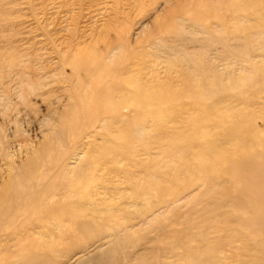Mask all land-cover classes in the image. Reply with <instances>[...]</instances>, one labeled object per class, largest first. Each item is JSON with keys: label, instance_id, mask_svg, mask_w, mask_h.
<instances>
[{"label": "bare ground", "instance_id": "bare-ground-1", "mask_svg": "<svg viewBox=\"0 0 264 264\" xmlns=\"http://www.w3.org/2000/svg\"><path fill=\"white\" fill-rule=\"evenodd\" d=\"M181 1L182 3H184V0H181ZM213 1L215 3L213 10H216L218 9L219 4L222 3V1L221 0H213ZM185 2H187V4L190 5L192 3V0H185ZM252 16H254V19L251 21L253 22L254 25H259L258 27H253V29L250 32H248L245 26L242 25L240 27H237L236 30L237 32H242L243 36L242 37L239 36V37H240V40H243L242 42L244 46L252 42L257 43L258 41H260L261 47L264 48V31H260L264 28L263 16L261 12H259V14L257 12H254ZM110 17H113V16L111 15ZM26 19L28 18L26 17ZM113 19L115 21V18ZM113 19L112 20L110 19V21H113ZM116 19L118 18L116 17ZM72 20L74 19L72 18ZM45 21H48V20L45 19ZM103 23H106V21ZM51 24L53 25V23ZM109 24L110 26H113L110 22ZM75 25H77V23ZM95 25H92L93 29ZM45 26L47 27L48 25H45ZM103 26H104V29L105 28L108 29L107 26L109 25L105 27V24H103ZM175 27H176L175 34L178 38L177 41L175 40L176 42H174L176 47H171L172 46L171 45V46L166 47V49L169 50L170 54L171 52H173L172 55L174 56V59H178L176 63L186 65L185 68L190 72L189 75L191 74V76L188 78H185L184 76H180L178 74L180 77L178 78L176 77L175 80H171V78L169 79L166 77L167 79L165 81L158 83L154 87L150 86V83H151L150 82L149 86H146V88H143L141 86V80L139 81L140 83H138V81L135 80L136 78H138L139 74L143 73V70L142 72H140L141 70L138 71L140 73H137V72L133 74L131 73V75L133 76L135 74V77H136V78H133V80L131 79L132 76L128 78V77H125L123 73L118 72L119 71L118 68L123 67L120 64L124 62L123 61L120 64L118 63L122 61L120 59L121 54L119 56L117 53V58L120 59V61L118 60L117 62L116 61L117 59H116V60H113L114 63H111L109 62V59H107L108 55L105 56V53H106L105 50H102L104 53L103 56H105V58L103 59H100L99 57H97L98 55L95 56L94 54L96 53L93 54L94 51L91 53L90 49L97 46V44L96 46H94L96 42L95 40H97V38H95L93 35L92 36L95 40L93 42L94 45H92V48H90L91 47L90 44H88L90 45L89 47L88 45L85 44L87 48H90L88 49L89 50L88 53H86L87 51L84 49V47L82 50H79L80 49L79 48L78 50L80 52L75 53L74 51H76V49L74 47L76 46H74L73 44L79 43L80 41L77 42L78 40H76V43L75 42L72 43L70 40H72L74 37L76 38V36H74L73 38H71V36L69 37L71 39L70 40L68 39V42L70 41V43L73 46L68 45L67 49L69 50V47H73L75 50L71 49L70 53L74 50L72 52L74 53V55L71 53L72 56L70 57V53H67L68 50L66 51L65 55H69L70 60L72 58L71 61L67 60L70 62L71 71L69 72H71L72 74L70 73L71 74V79H70V78H66L65 75L62 73L64 75L63 76L64 78L61 79L62 80L61 82H65V79H66L67 88L66 90L65 88H62L63 90L66 91V92L64 91L66 94L62 90H61V93L63 92V94L67 96V99H70V101L68 100L69 101L68 103H71L72 108L68 109L70 105L67 106L68 103L67 101H65L67 105H64L62 107L67 106L66 109L70 111L67 110L66 112L65 111L66 109L64 110L62 108L61 110L62 111L64 110V111L62 112L63 114L61 113L62 114L61 116L59 115V118H60L58 119L59 121L56 120L57 118L56 116H54L56 118L55 122L58 121V125L57 127L53 126V128L56 129L54 131V135L56 134V137L53 135V138L57 140L58 143H56V141L54 142L56 144H59V147L58 146L57 147L61 150L64 149L62 148V144L65 141H69L67 143L70 146L72 144V143L70 144V142H73V146L70 150H68L67 148L69 147L66 146L67 144H63L67 147L66 148L67 150L64 149L65 151L63 150L62 152L60 150L61 154H59L58 151H56L57 153L56 154L54 152L55 151L54 148H56L55 143H54V148L52 147L53 143L52 144L50 143L51 147L54 150L52 152H54L57 155L56 157H54L55 156L54 155L53 156L54 158L51 157V154L53 155L54 153L51 152L50 145H48L47 143H44L43 141L42 142L46 144L47 146L45 145L43 149L41 148L42 151L40 150L41 152H39L41 153L40 156H38L39 153L37 151L35 153L37 157L34 156L35 154L34 155L32 154L33 155L32 157L31 154L29 153L30 150L28 151L26 150L27 148H25L23 152H25L26 154V151H28L27 154L31 156L30 157L31 159L29 158L26 163H23L24 161L22 162V164L19 162L21 165L20 166L17 165L20 168L18 169L17 172H16V169L14 170V168H13L14 173H12V171L11 172L9 171L10 173L8 174V176L13 174L10 176V178L11 179L13 178V179L9 181V183L6 184V186L4 182L9 178H6V180L3 182L1 181L2 179L0 180L2 184H4L5 186L4 188H2V191L0 192V231L2 230L3 233L7 232L9 234L4 239L5 242L3 240V243L6 244L9 242L10 240L9 236L14 237V235H19L20 233H23V234L25 232L28 233V231H31L32 229H34V231L32 230L33 232H35V229H36V232L38 235L46 236L49 239V242L48 240H45L46 239L45 238L42 241H40L39 244L38 243L36 244L37 247L41 246L40 248H37L40 250L41 253L40 252L39 253L41 255L37 253L38 251L32 254L33 253L32 250L26 247L22 248V250L27 249L28 252L30 250L31 255H32V260L30 259L29 261H27L26 264H37L38 259L36 258L38 257H45L48 260H51V258H54L55 255L58 256L59 253H62L61 256H63L64 254H69L68 250H63V249L65 247L66 248L69 247L68 245L70 243H73V245L75 244L73 247H75L76 248L75 250L77 251L76 252L75 250L74 252L70 251V253L72 252V254H71V257H69L68 261L65 263L64 262L60 263V264H70V262H73L72 260L76 258V256L78 257L80 256V257L73 264H117L120 259L121 260L122 259L131 260V264H251V263L263 264L264 263V239L262 238V235L264 234V142L261 145V149L259 151H254V153H252L249 158L248 157L246 158L244 155H241V156H237L234 161L226 162L225 160H221L222 155L226 152V150L220 144H218L217 141L208 139V136L210 135V133H205L207 131H212L214 129H210L211 127H208L205 124H203L202 119H197L193 117L192 113L190 112L188 113V116L186 117L182 115L181 109H180L181 111L178 113L173 112L175 114L173 113L171 114L172 111L168 109L172 105V101L174 104L175 103L179 104L180 101L184 102L183 99H186L190 102L191 101L194 102L192 105L196 103L201 105L202 101H205V99L214 98L215 94L226 93V92H229L231 89H233V91L237 90V93L242 94L243 92L244 95L251 89L257 90V86L253 85L255 83L254 80H257V78H260V82L264 81V67L263 66L259 67V66H256L255 64L251 65L252 64L251 63L250 70H249L251 71V73L249 72L250 76H248L247 78L244 77L243 80L241 81H238L232 77L228 78V76H230L228 74H225L227 77H223L224 74L222 75L221 73L222 71L218 72V71L212 70V72H210L211 70L208 71L205 68H200V69L196 68L197 70L194 68L191 69L190 65H195L199 67L202 65V62H200L201 65H199L200 63L198 61L202 53H188L186 51V46L187 44H190V43H189V39L185 38V33H189L190 31L186 32L183 28L182 29L179 28V27H182V25L180 26V25L175 24ZM73 28L77 30L76 27H72V29ZM218 28L220 29L218 33L222 32L223 35H225V32L223 31L221 26L215 27L214 29L204 28L205 31L203 34L205 37L203 39H207L210 32L215 29L217 30ZM7 29H6V32H7ZM72 29L70 30V33L74 35L75 33ZM81 29L80 30L78 29V31L82 32V34L83 33L85 34V32L81 31ZM88 29L90 31L92 27ZM88 29L83 28V30H86V31H88ZM1 30L2 29L0 28V31ZM36 30H38L37 27H36ZM3 32H5L4 29H3ZM55 32L53 33L56 34L58 32L57 35L59 34V31H57L56 33ZM117 32H120V30H117ZM120 33L118 34L121 36ZM127 33H130V32L127 31ZM1 35H2V32L0 34V37ZM58 36L56 37L60 38V36H65V35L59 34ZM86 36L88 35L87 34L84 35V37ZM50 37L52 39V36ZM56 37H53V38H56ZM66 37L65 39L67 40ZM80 37L78 38L80 39ZM128 37L129 36H127L126 38L124 37L123 38L126 41L127 39H129ZM61 38H64V37H61ZM75 38L73 39V41L75 40ZM107 38L111 39L110 37H107ZM117 38L118 39L115 38L114 40L111 39V41L113 42L116 40L120 41L121 37L118 36ZM85 39L88 40L87 37ZM85 39L84 41H86ZM196 39L197 37L195 38V43L201 45V40L199 39L196 40ZM22 40H23V37H22ZM46 40L47 42L49 41V39H46ZM131 40L132 39H130V42H128V44L131 43ZM53 41H56V40H53ZM90 41H92L91 38H90ZM105 41H104L105 46L101 44L102 48L107 46V43ZM65 42L67 43V41ZM120 42H123V40H121ZM13 43L15 42L13 41ZM60 43L62 44V42ZM83 43H86V42H83ZM111 44L113 45L114 43L111 42ZM111 44H109L110 47L112 46ZM117 44H118V47L119 45H121L122 47L123 43H120V44L117 43ZM45 45H46V41H45ZM66 45L67 44H65V46ZM80 45L81 43L79 44V47ZM124 45L125 44H123V46ZM243 45L234 44L233 46H231V49L232 51L238 50L241 52V50L244 48ZM41 46L43 47V45ZM49 46L51 47V45L48 44V48ZM62 46L64 47V45ZM101 46L99 48H101ZM11 47L13 48V45H11ZM58 47L60 46H57V48ZM110 47L107 46V48H109L107 54L113 53L114 49L115 51L120 50V47L116 48V45H114L115 47L114 49L112 47L111 49ZM127 47L129 46L127 45ZM127 47L124 49L125 52L126 50L129 51L128 50L129 48L127 49ZM16 48L18 49V47ZM64 48L61 50V53L64 50ZM178 48L183 49L184 51L181 54H179ZM43 49L45 48H42V50ZM20 50H22L20 55L26 56L27 54L26 50H23V49H20ZM52 50L50 53H53ZM97 50L95 51L97 52ZM23 51H25L24 54H22ZM142 51H145V50H142ZM0 52H3V51H0ZM98 52L100 53V51ZM125 52L122 53L121 51L124 58H125L124 56ZM7 53L8 51H6V54L4 57L6 58L10 55L8 58L11 59L12 58L11 56H13L11 52H9L10 54L8 56H7ZM47 53L49 52L47 51ZM37 54L38 56L40 55L38 52ZM42 54L43 53H41V55ZM46 54L44 57L48 56ZM62 54L64 55V53ZM1 55L2 53L0 54V56ZM16 55L14 54V58H12L13 60L16 58ZM139 55L140 54H138V56ZM17 56L19 57V53ZM49 56L47 57V59L50 58L52 55L50 57ZM110 56L109 58L111 59ZM140 56H142V54ZM26 57L25 59H27ZM2 58L3 56L0 59L2 60ZM30 58L32 59V57H28L29 60H31ZM51 58L50 60H48V63L53 60V58L52 59ZM9 59L7 60V64H9L8 61L13 62L12 59L11 60ZM40 59H39V62H40ZM127 59L128 58H126V61ZM1 60H0V63H1ZM23 60L24 59L22 58V60H19V62L20 61L23 62ZM126 61L123 64H126L127 68L132 67V64H134L132 61H131L132 62L131 64H130V61H129V64H127ZM2 62L4 63V61ZM43 62L44 61H42V67L43 68L46 67L45 69L47 70L48 64L44 62V65L45 64L46 65L43 66ZM135 62H136V59H135ZM13 63H10V64L11 66L13 65L15 67L14 64L16 63L14 64ZM24 63L23 64L21 63V64L24 65ZM55 63H56V60H55ZM117 63L119 64L120 67L117 66L118 65ZM66 64L68 63L66 62ZM128 65H131V66H128ZM141 66L140 67L137 66V67L141 68ZM48 67H49L48 68L49 70L51 68H54L50 65H48ZM60 67L61 66H59L58 68ZM68 67L69 66H67V68ZM126 67L124 66L122 69L125 70ZM136 68L134 69L136 70ZM8 69L9 68H7L4 71L10 72L11 69L10 71ZM25 69L26 68H24L23 70ZM154 70H153V73H154ZM65 71H67V69H65ZM0 72L2 73L1 70ZM19 72H21V70ZM19 72L17 71L16 73L18 74ZM120 72H124V71L121 70L120 68ZM33 73H36V72H33ZM40 73L41 71L38 74L39 75L44 74L43 71L41 74ZM12 74H14V72ZM17 74H16V78L18 77ZM49 74H47V76ZM129 74L130 73H128L127 75ZM30 75H33V74L31 73ZM34 75H37V74H34ZM60 76L62 77V75ZM252 76H254V78ZM36 77L39 79L41 78V77H38V75ZM51 77H53V75ZM55 77H56V73H55ZM172 77L174 78V76ZM0 78H2V75L0 76ZM30 78L32 77L30 76ZM50 78H49V82H50ZM58 78H60L59 75H58ZM213 79L214 81L218 82V85L207 84L208 81L213 80ZM6 80H3L4 81L3 83H5ZM53 80H56V79H53ZM36 81L37 80H34V82ZM51 81H52V78H51ZM59 81L56 80L55 82L56 83L58 82V83L55 85L60 84L61 86L62 83H60ZM11 82L13 81L11 80ZM49 84L52 85L54 83H49ZM49 84L45 86L46 88H48L49 92L53 90V87L57 88V86L53 85L52 87V86H49ZM178 84H181V86L177 87ZM20 85L22 86V84L18 83V86ZM0 86L3 87V85H0ZM15 86H17V84ZM10 87L14 89L13 86H10ZM10 87L8 89H10ZM36 87L38 86L36 85ZM50 87L52 88L49 89ZM26 89L28 88L26 87ZM2 90L5 91V93ZM2 90H1L2 92L1 91L0 92L3 93L2 94L3 96L7 92V86H6V90L5 89H2ZM18 90L20 91L19 88ZM38 91L41 93L42 90H38ZM55 91L56 89L54 90V92ZM21 92H23V90H21L20 93ZM28 92H31V89H29ZM39 92H38V95L40 94ZM49 92H46V93L49 94ZM8 93L11 94L12 92H8ZM56 93H58L57 95L60 94L61 96H63L61 93H59V91H56ZM13 95L14 94H12V96ZM17 95L19 94H16L15 97H17ZM49 95H50L49 97L54 96V94L52 95L51 92ZM45 96L43 95V97ZM60 97L58 99H60ZM10 99L8 98V100ZM27 99L29 98L27 97ZM18 100H20L19 96H18ZM5 101L6 99L4 100V102L2 101L0 103H2L3 105ZM27 102H30V101L28 100ZM59 104L61 103L59 102ZM55 107L57 108V105ZM129 107H132L134 109L133 110L134 114L132 115L131 118L126 116L125 115L126 113L124 114L125 110ZM0 109H1V105H0ZM2 109H5V108H2ZM164 109H168L169 113L167 112L165 113V111H163ZM57 110H53V112L56 111L57 113ZM4 111L2 110L1 112H4ZM1 112L0 114H2ZM58 112L60 111L58 110ZM5 113L8 114L9 112L7 113L5 111ZM3 116L7 117V115H3ZM10 116H12V114ZM50 116L52 117V115ZM5 117H4V120L6 119ZM173 118L179 119L181 121H189L191 124H193L194 126H197L198 129H200L203 132L202 133L198 132L196 127H194L193 131L189 132V134L186 133L187 135L183 136L184 135L183 133V135L180 137L178 133H170L167 131H157L156 132L158 121L160 120L164 121V120L173 119ZM10 122H13V121L10 120ZM55 122H54V125H56ZM224 124H227V126L221 125L219 129H222L225 131L224 136L227 137L225 141H229L230 135L228 132L230 131L229 125L231 124V122H224ZM49 126H51L50 122H49ZM233 128H234V125H232L231 127L232 133L237 131V129L233 131ZM0 132H1V129H0ZM46 132H49V131L47 130ZM191 136L194 137L193 141L187 142V138ZM48 139H49L48 142H52L50 140V136ZM243 141L244 143L251 142V140L248 138H243ZM0 142L3 145L4 144L6 145V143L2 142L1 140ZM29 144L32 145V143H29ZM29 144L28 146L30 147L31 145ZM38 144L39 143H37V147H38ZM183 144H187V149L185 151L181 148V145ZM18 145L20 146V144ZM0 147H3V146H0ZM8 149L4 150L3 153L1 151L0 152L2 154H4L5 151L8 153L9 151H11V150L8 151ZM32 151L34 152V149ZM7 153L6 155L8 157L9 155ZM2 154L1 156H3ZM13 155H14V152H13ZM21 155L23 156V154ZM18 157H20V155ZM2 158L4 157H1V159ZM11 158L13 159L12 155H11ZM22 160L24 159L22 158ZM48 160H50V162L54 160L53 161L54 163L51 162L53 163V165L51 164L52 167L55 166V163H57V166H58L57 169L56 167L53 168L54 171L56 169V172L52 174L49 173L48 167L45 166V163L48 162ZM43 161H46L44 162V165L42 164ZM2 162L4 161L2 160ZM2 162L0 161L1 163L0 166L2 165ZM5 162L8 163V160ZM9 162H10V159H9ZM13 162L14 164L12 162L8 164L9 165L12 164L15 166L16 162L15 161ZM8 164L2 166L3 169ZM39 166H41L40 172L38 170ZM43 166H45V168H47L48 171L46 169H43ZM3 169L1 171H3ZM0 174L3 175V172L2 173L0 172ZM5 175H6V172H5ZM110 175H113L114 178H118L120 183L124 184L126 188L121 189V190H119L118 188L107 189L108 182L110 181L107 178V176L109 177ZM183 179H187L190 181H186L185 184H183L184 187L182 191L180 192L175 191L173 189V184ZM1 187H3V185ZM78 190L82 192H78ZM125 191H128L129 193H125ZM127 195H129V197H127ZM186 200H190V203L188 204V208H186L184 204V201ZM179 202H183V204L181 205L179 204ZM127 205H129L128 207L130 209L132 208L135 211L130 213L132 209L130 210L127 207ZM177 207L186 208L184 210V214H183L184 216L181 220L176 219L175 218L176 215L175 216L172 215L174 214L173 211L175 212L177 211L175 210ZM127 208L129 212L127 211ZM164 214L166 216L165 217L163 216V218H161L160 216ZM1 220H5V223H2ZM141 225L142 226L151 225V227L153 226V228H155L154 230V233L156 232L155 236L154 237L152 236L153 238L147 239V241L152 240L151 242L153 243L155 242L153 244L154 246H151L149 250H147L148 248H145V250L147 251V252L145 251L146 252L145 254L141 253L139 255H136V252L138 253L137 250L134 253L130 252V254L129 253H127L126 255L125 253L123 254V251L127 248V246H131L132 250L133 248H135L132 246H134L138 242L134 240L136 235L144 236L145 232H142L141 230H139ZM135 228H138L139 231L134 232L135 235L133 236L130 233L132 232L131 230ZM32 233L30 232L31 235ZM26 235L27 234L25 233V236ZM20 236H24V235H20ZM1 237L2 235H0V239ZM13 237H11V240L13 239ZM16 237H14L15 240H16ZM7 238H8V241H6ZM41 238H44V237H41ZM38 239L36 238L34 239V237L32 239L31 237V240L32 241L34 240L33 241L34 243H36L35 240L37 241ZM78 239L84 242L82 243L81 241L80 243ZM30 243L31 242L29 241L27 245H29ZM237 243L240 244L239 247H237ZM0 244H2V242ZM14 244H17V242ZM57 244H62L65 246H63V249L60 251L58 250L59 248L57 249V246H56ZM33 245L31 244V246ZM36 246H34V250H37ZM73 247H71V249ZM20 248L21 247H19L18 249ZM29 248L31 247L29 246ZM19 254H21V252H19ZM7 264H17V263H14V261H10ZM48 264H50V262H48ZM51 264H54V263H51Z\"/></svg>", "mask_w": 264, "mask_h": 264}, {"label": "rangeland", "instance_id": "rangeland-1", "mask_svg": "<svg viewBox=\"0 0 264 264\" xmlns=\"http://www.w3.org/2000/svg\"><path fill=\"white\" fill-rule=\"evenodd\" d=\"M221 1H222V3L219 4L218 9L213 10L214 6H215V3H214L213 0H195V1L192 0V3L190 5L187 4V2H185V0H184V3H182L181 0H0V12L2 14V15L0 14V21H1L0 28L2 29L0 31V34L2 32V35L4 36L3 37L1 35V37H0V51L4 52V53L0 52V54L2 53L0 58L3 56L2 60L0 59L1 60L0 64L3 66L2 67L0 65L1 66L0 70L2 71V73L0 72V74L2 75V78H0V85H3V87L0 86V91L2 89L6 90V86H7V92H6V94H4L6 97L4 95L2 96L3 93H1V92L3 90L0 92V99H1L0 102H2V101L4 102L5 99L7 101L8 98L10 99V97H11V99L8 100L10 102L7 101V103H6V101H5V103H3L4 106L2 105V103H0L1 109L5 108V109H2V110L3 111L5 110L7 113L9 112L8 114H6L5 111L1 112L2 110L0 109L1 110L0 112L2 113V114H0V129H1L0 140L2 142L6 143V145H7L6 146L4 144L5 145L4 146L0 142V146H3V147H0V151L3 153V151L7 150L8 148H9L8 151L11 150L8 153L6 151L4 153L5 155L7 153L9 155L8 157H7V155L5 156L4 154H2L0 152V156L2 154L3 156H1V157H4L2 159L0 157V161L2 162V160H3L5 162V161L8 160V163L12 162L13 164H14L13 161L16 162L15 166L12 165V164L9 165L7 162H5V163L2 162V165L0 166V169L1 168L3 169L2 166L6 165V164H8V165L4 167L3 171H1L2 169L0 170L1 173L3 172V175H1V174L0 175L3 178L5 177L4 180H3V178L0 176V180L2 179L1 181L3 182V181L6 180V178H9V179H7L4 182V184L6 186V184H8L9 181H11L13 179V178L12 179L10 178V176L13 175V174H11L10 176H8V174L11 171H12V173H14L13 171L15 169H16V172H17L18 169H20L19 166L22 164L23 161H24L23 163H26L28 161V159L31 156L33 157V155L37 151H38V153L41 152L42 151L41 148L43 149L45 147V145H46L44 143H47L48 145H50V147H51V144L53 143L52 144L53 148H54V143H55L54 141H56V143H58L57 140L55 138H53L54 131L56 130L55 128H53V126L57 127L58 121H59L58 119H60L59 115L61 116L63 114L62 112L66 109L67 106L70 105L69 106L70 108L68 107V109L72 108L71 107V103H68L70 101V99H67V96H65V94H66L65 90L67 88V83H66L67 81L65 79V82H61L62 81L61 79L64 78L63 77L64 75H65L66 78H70L71 79V74L72 73L69 72V71H71V66H70V62L69 61L72 60V58L70 60V57L72 56V54L74 55V53H72V52L75 49H76V51H74L75 53L80 52L79 50H82L83 47H84V49L87 52L85 50L84 51L86 53H88L89 52L88 49L92 48V45H94L93 42H94L95 39L93 38V36L95 38H97V40L98 39H100V40H98L99 42L97 40H95L96 42H95L94 46H96V44H97V46L96 47L93 46L95 49L92 48V49H90V51H91V53L94 51L93 54L96 53L94 55L95 56L98 55L97 57H99L100 59H103V58H105L106 55H108L107 59H109V62H111V63H114L113 60H116V59H117L116 60L117 62H118V60L120 61V59L122 60V61L118 62L119 64L121 62H123V61H124L123 63H125L126 58H128L126 63L129 64V61H130V64H131L133 62L134 64H132V67H134V65H135L134 68H136L137 66L140 67L142 65L141 68L137 67L136 70H135L132 67L127 68L126 64L121 63L120 64L121 66H123V67L125 66L127 68V70H126V68L124 70V69H122L123 67H120L119 64L117 63L118 64L117 66H119L121 68V70L124 71V72H120V68H118L119 69L118 72L119 73H123L124 76L128 77V78H130V76H132V78H131L132 80H133V78H136V77H135V74L133 76V75H131V73L132 74L136 73V72L140 73L143 70V73L139 74V76L136 75V76H138V78L135 79L136 81H138V83H140L139 81L141 80V86L143 88H146V86H149L150 82H151L150 86L154 87L158 83H161V82L165 81L167 78H169V79L171 78V80H175L176 77L178 78L180 76H184L185 78H188V77L191 76V74L189 75L190 72L185 68L186 65L180 64V63H176V61L178 59H174V56L172 55L173 52H171V54H170L169 50L166 49V47L171 46V45H172L171 47H176L174 42H176L178 38H177V36L175 34V29H176L175 24L176 25H180V26L182 25V27H179V28H181V29L183 28L186 32L190 31L189 33H185V38H188L189 39V43H190V44H187L186 51L188 53H202L200 59L198 60L199 63L202 62V65H201V63L199 64V65H201L200 67L199 66H195V65H190L191 69L192 68H194V69H196V68H199V69L200 68H205L208 71L211 70L210 72H212V70L218 71V72L222 71L221 72L222 75L224 74L223 77H227L225 74H228V75H230V76H228V78L232 77V78H234V79H236L238 81H241V80H243L244 77L247 78L248 76H250L249 72L251 73V71H249V70H250V66L251 65L255 64L256 66H259V67L263 66L264 67V48L261 47V45H260L261 42L260 41H258L257 43H253L252 42V43H249V44L244 46L243 42H242L243 40H240V37H242L243 34H242V32H237V30H236L237 27H240L242 25L245 26V28H246V30L248 32H250L253 29V27H258L259 25H254L253 22L251 21V20L254 19V16H252L254 12H257L258 14H259V12H261V14L263 16V23H264V1L263 0H221ZM52 3H53V5H52ZM182 4H183V6H182ZM184 5H185V7H184ZM2 7H3V9H2ZM111 15L113 17H110ZM115 16L118 19H116ZM26 17L28 19H26ZM17 18H18V20H17ZM72 18L74 20H72ZM113 18H115V21H114ZM45 19L48 20V21H45ZM83 19H84V21H83ZM110 19L111 20L113 19L114 22L110 21ZM104 20L106 21V23H103V22H105ZM117 20H119V21H117ZM100 22H101V24H100ZM109 22L113 26H110ZM27 23H29V24H27ZM51 23H53V25ZM76 23H77V25H75ZM20 24H22L23 26L20 25ZM91 24L92 25L97 24L99 27L97 25H95L94 29H93V26ZM103 24H105V27L107 25H109L110 27L107 26L108 29L105 28L106 29V31H105ZM45 25H48V26L46 27ZM217 25L222 27L223 31L225 32V35H223L222 32L218 33V31H220V29L218 28L217 30L215 29V30L211 31L209 36L207 37V39H203L205 37L204 34H203L205 29L206 28L214 29L215 27H218ZM35 26L37 27L38 30H36ZM79 26L80 27L82 26L85 29L86 28L88 29V28L92 27V29H90V31H89V29H88V31H86V30H83L82 27H81L82 28L81 29ZM72 27H76L77 30H75V28L72 29ZM46 28H47V30H46ZM61 28H63V29H61ZM3 29H4L5 32H3ZM6 29H7V32H6ZM57 29H59V30H57ZM60 29H61V31H60ZM71 29L74 31V33H75L74 35L72 33H70ZM78 29L79 30L81 29V31H84L85 34L84 33L82 34V32H79ZM102 29H104V30H102ZM30 30H32L33 32L30 31ZM55 30H56V32L59 31L60 35L62 34V35H65V36H60V38H58L59 34L57 35L58 32L56 33ZM62 30H64V31H62ZM117 30H120V32L121 31L122 32L121 33L117 32ZM126 30L129 31L130 33H127ZM49 31H50V33H49ZM92 31L94 32V34H93ZM260 31H264V28L262 30H260ZM53 32H55L56 34H54ZM64 32H65V34H64ZM90 33H92V34H90ZM118 33H120L121 36ZM86 34L88 35V36H86L88 40H86L85 39L86 37H84V35H86ZM89 34H90V36H89ZM115 34L117 35V37L118 36L121 37L120 41L123 40V42H120L119 40H116L118 42L111 41V39L112 40H114L115 38L118 39ZM126 35L129 36L128 37L129 39H127L129 41H127V40L125 41V39H124V38L127 37ZM50 36H52L53 40H56L58 42L53 41ZM56 36H58V37H56ZM66 36H68V37H66ZM70 36H71V38L76 36V38L74 37L75 40L73 41L74 38L72 40H70L71 39V38H69ZM77 36L78 37L81 36L82 37V38L80 37L81 40ZM193 36H194V38H193ZM198 36H199V38H198ZM22 37H23V40H22ZM34 37H35V39H34ZM53 37H56V38H53ZM61 37H64V38H61ZM65 37L67 38V40L65 39ZM107 37H110L111 39H108ZM196 37H197V39L201 40V45L195 43V38ZM32 38H33V40H32ZM90 38H91L92 41H90ZM46 39H49V41L47 42ZM68 39L72 43H74V42L76 43V40H78L77 42H79V41L80 42L76 43V44H73L74 46H76V47H74L75 49L73 47H69V50H68L67 49L68 45L69 46H73L70 43V41L68 42ZM84 39L86 41H84ZM130 39H132L131 43H129L131 46L128 44V42H130ZM44 40L46 41V45H45V41ZM103 40L104 41L107 40L105 42L107 43L108 47H110L109 44H111V42H112L114 44L113 45L111 44L112 45L111 47L114 49L115 48L114 45H116V48L120 47V50L115 51V49H114L113 53L107 54L109 48H107V46L103 47L104 49L102 48L101 44H103L105 46V43H104ZM13 41L15 43H13ZM43 41H44V43H43ZM65 41H67V43ZM100 41H102V42H100ZM37 42H39V43H37ZM60 42H62V44ZM83 42H86V43H83ZM89 42H91L92 44L89 43ZM132 42H133V44H132ZM19 43H21L22 45L19 44ZM80 43H81V45L82 44L83 45L82 46L80 45V47H79ZM117 43L125 44L124 46L122 44L123 49H122L121 45H119V47H118ZM172 43H174V44H172ZM38 44H39V46H38ZM48 44L51 45V47L49 46V48L50 49L52 48L54 50L53 51L51 49L53 53H50L51 50L48 48ZM65 44H67V45L65 46ZM85 44L86 45L90 44L91 47L87 48L85 46ZM234 44H236V45L237 44H240V45L242 44L244 46V48L241 50V52L238 51V50L237 51H232L231 46H233ZM11 45H13V48L11 47ZM41 45H43V47ZM44 45H45V47H44ZM62 45H64L65 48ZM90 45H88V47ZM127 45L129 47H127ZM57 46H60V47L57 48ZM100 46H101V48H99ZM16 47H18L19 50L20 49L26 50V53L28 54V55L26 54V56L32 57V59L30 58L31 60H29L28 57H26L24 55H22V56H24V57H22L20 55L22 50L19 51ZM40 47L45 48L46 50L45 49L42 50V48H40ZM126 47H127V49L129 48L128 49L129 51L126 50V52H125L124 49ZM63 48H64V50H63L64 52L62 51V53H64V55L61 53V50ZM16 49H17V51H16ZM71 49H74L71 52L72 54L70 53ZM179 49L180 48H178V53L181 54L184 50L183 49L179 50ZM95 50H97V52L100 51V53L99 52L97 53ZM102 50L106 51L105 56H103L104 53H103ZM142 50H145V51H142ZM6 51H8L7 56L10 54L9 52H11V54L13 55V56H11L12 58H14V54L18 55V53H19V57L16 55V58H15V59L18 58L17 60H15V59L13 60L11 58L13 60V62L16 63V64H14L12 61H10V62L8 61L9 64H7V60L9 59L8 57L10 55L5 58L4 56L6 54ZM47 51L49 53H47ZM66 51H67V53H70V57H69V55H65ZM121 51H122V53L125 52L124 53L125 54L124 55L125 58L123 57V54L121 53ZM24 52L25 51H23L22 54H24ZM37 52L40 54L39 56H38ZM31 53H32V55L33 54L34 55L37 54V55H35V56L33 55L32 56ZM41 53H43V54L41 55ZM117 53H118L119 56L121 54L120 59L117 58ZM137 53L140 54V55L142 54V56L139 55L140 56V58H139ZM45 54L48 55V56H49V54H50V56L52 55L51 57L53 58V60H52L53 62L51 61V62L48 63V60H50L51 57L49 56L50 58L47 59L48 56L44 57ZM99 54H100V56H99ZM128 55H129V57H128ZM20 56H21V58H20ZM64 56H66V57H64ZM109 56L111 57V59L109 58ZM25 57L28 60L25 59ZM22 58L24 59L23 62H21V61L19 62V60H22ZM123 58H124V60H123ZM201 58H202V60H201ZM11 59H9V60H11ZM39 59H40V62H39ZM135 59H136V62H135ZM55 60H56L57 65L55 63ZM67 60H69V61H67ZM2 61H4V63ZM26 61H27V63H26ZM42 61L46 62V64H48V65H50V66H52L54 68L50 67L51 69L49 70L48 69L49 67L47 65V70H48L47 71L45 69L46 67H44V68L42 67ZM44 62H43V66L46 65V64L44 65ZM66 62L69 65L66 64ZM10 63H13L16 68L13 65L11 66ZM18 63H20V64H18ZM21 63L22 64L24 63V65H22ZM150 64H152V65H150ZM19 65H21V66H19ZM66 65L69 66V67L67 68ZM39 66H41L43 69L41 67H39ZM57 66L58 67L61 66V67L58 68ZM128 66H131V65H128ZM23 67L26 68V69L23 70L24 69ZM145 67H146V69H145ZM7 68H9L8 69L9 71L11 69L10 72L6 71L8 73H6L4 71ZM21 68H23V69H21ZM115 68H117V67H115ZM19 69L21 70V72H19L20 71ZM65 69H67V71H65ZM151 69H152V71H151ZM52 70H53V72H52ZM153 70H154V73H153ZM17 71L19 72L18 73L19 75L16 73ZM27 71H28V73H27ZM40 71H41V73L43 71V73L45 75L41 74V73H40L41 75H39L38 73ZM49 71H51L52 73L49 72ZM138 71H140V72H138ZM4 72H5V74H4ZM13 72H14L15 75L12 74ZM33 72H36V73H33ZM29 73L30 74L32 73L33 75H30ZM55 73H56V77H55ZM128 73H130V74L127 75ZM147 73H148V75H147ZM16 74L19 77V79H18V77L16 78ZM20 74H22V75H20ZM24 74H25L26 77L24 76ZM34 74H37L38 77H41V78L40 79L37 78L36 77L37 75H34ZM47 74H49L48 76H50V77L53 75V77H55V78L51 77L52 78V81H51V78L48 77ZM5 75H7V76H5ZM58 75H59L60 78H58ZM60 75H62V77ZM30 76L32 78H30ZM172 76H174V78ZM252 77L254 78V76H252ZM13 78H15V79H13ZM49 78H50V82H49ZM8 79H9V81H8ZM44 79H46V80H44ZM53 79H56L58 81L60 80L59 82L62 83L63 86L65 84L66 85L64 87L62 86V84H61V86H60V84L55 85L58 82L56 83L55 82L56 80H53ZM3 80H6L5 83H3L4 82ZM11 80L13 82H11ZM34 80H37V81L34 82ZM257 81H259V82H257ZM9 82H10V84H9ZM142 82H143V84H142ZM254 82L255 83L253 85L257 86V90H252L251 89V90H249L250 92L248 91L245 95L243 94V92L241 94V93H237V90L233 91V89H231L232 91L231 90L229 92L225 91L226 93H217V94H215L214 98L205 99V101H202L201 105H199L197 103L192 105L194 102H192V101L190 102V101H188L186 99H183L184 102L180 101L179 104L178 103L174 104L173 101H172V105L168 109H170L172 111V112L170 111L171 114L173 112L178 113V112H180L182 110L181 111L182 115L186 116V117L188 116V113L190 112V113H192L193 117H195L197 119H202V123L203 124H205L208 127H211L210 129H214L212 131H207L205 133H210V135L208 136V139L217 141V143L220 144L226 150V152L222 155V159L221 160H225L226 162L227 161L231 162V161H234L237 156H241V155H244L246 158L247 157L249 158L250 155L252 153H254V151H259L261 149V145L264 142V81L260 82V78H257V80H254ZM18 83L22 84V86L21 85L18 86ZM44 83H45V85H44ZM49 83H54V84L50 85ZM16 84H17V86H15ZM48 84H49V86H52V87H53V85L57 86V88L53 87V90L50 91L52 95L54 94V96H52V97H49L50 96L49 95L50 92H49L48 88L45 87ZM207 84L218 85V82L214 81V79H213V80L208 81ZM27 85H29V86H27ZM36 85L39 87V89H38V87H36ZM10 86H13L14 89L12 87H10ZM180 86H181V84H178L177 87H180ZM9 87H10V89H8ZM16 87H18L20 89V91L23 90V92L20 93V91ZM26 87L28 89H26ZM43 87L46 90H48V91H46ZM52 87H50L49 89H51ZM54 88L56 89V91H59V93H61V90L63 92L65 91L64 92L65 94H63V92H62L61 94L63 96H61L60 94L57 95L58 93H56V91L54 92V90H55ZM62 88H65V90H63ZM29 89H31V92H28ZM37 89L38 90H42L41 93ZM15 90L16 91L18 90L17 91L18 93ZM45 91L49 92V94L46 93ZM3 92L5 93V91H3ZM8 92H12V93L10 94ZM36 92H37V94H36ZM38 92L40 93L39 95H38ZM239 92H241V91H239ZM7 93H8V95H7ZM24 93L25 94L28 93L27 94L28 96L25 95ZM30 93H32V94H30ZM12 94H14V95L12 96ZM16 94H19V95H17V97H15ZM22 94H24V95H22ZM42 94L44 96L45 95L46 96L43 97ZM18 96H19L20 100H18ZM26 96L29 99H27ZM59 97H60V99H58ZM62 97H64V98H62ZM15 98H17V99H15ZM13 99H14V101H13ZM28 100L30 102H27ZM23 101H24V103L26 102L27 104L26 103L24 104ZM52 101L54 102L55 105L53 104ZM65 101H67L68 105H67V103H65ZM59 102L61 104L62 103L63 104L61 105V104H59ZM10 103H12V104H10ZM57 103L59 104V106H58ZM5 104L7 105V107H6ZM56 105H57V108H58V110L60 112H58L57 108L55 107ZM64 105H67V106L62 107ZM190 105H191V107H190ZM59 107H61V108H59ZM6 108H8V109H6ZM62 108L64 109L63 111L61 110ZM9 109H11V110H9ZM68 109H66L65 111L67 112ZM127 109L126 110L124 109L125 112L124 111L123 112H124V114L126 113L125 114L126 116L131 118L132 115L134 114L133 113L134 109L132 107H129ZM168 109H164L163 111H165V113L166 112L169 113ZM53 110H57V113H56V111L53 112ZM68 111H70V110H68ZM126 111H128V112H126ZM129 111H131V112H129ZM129 113H130V115H129ZM11 114H12L13 117L10 116ZM173 114H175V113H173ZM3 115H7L8 118L3 116ZM50 115H52V117ZM2 116H3V118H2ZM54 116H56L57 119ZM4 117L6 118L5 120H4ZM52 118L54 119V121H53ZM55 119L58 120V121L55 122L56 121ZM10 120H12L13 122H10ZM48 121L50 122V125L52 127L49 126V122ZM54 122H55L56 125H54ZM224 122H231V124L229 125L230 126V131L228 132L229 135H230V140L229 141H225L227 139V137L224 136L225 131L222 130V129H219V127L221 125L222 126H227V124H224ZM232 125H234L233 131L235 129H237L236 132L232 133V130H231ZM50 127L53 128L54 130L51 129ZM194 127H196L198 132H200V133L203 132L200 129H198L197 126H194L193 124H191L189 121H181L179 119L173 118V119H168V120H164V121H162V120L158 121L157 122L156 132L157 131H167V132H170V133H178L179 137H180V136L183 135V133H184L183 136H185V135L189 134V132H192ZM47 130L49 132H46ZM52 131H53V133H52ZM48 133H49V135H48ZM49 136H50V140L52 142H48L49 141V139H48ZM54 136L56 137V134ZM193 138H194L193 136L187 138V142H192ZM243 138H248V139L251 140V142L250 143H248V142L244 143ZM26 141H28V142H26ZM67 142H69V141H65V142H63V144H67L66 146L69 147V148H67L65 145H63L61 143L62 144V148H64L65 150H67V149L70 150L72 148V146H73V142H70V144L72 143L71 146ZM29 143H32L33 146L31 144H29ZM37 143H39V144L41 143L40 146L38 144V147H37ZM56 143H55L56 148H54L55 151L51 147V152L54 151L56 153V151H58V153L61 154V152L64 149H62V150L59 149L58 148L59 144H56ZM18 144H20V146ZM24 144H26V145H24ZM28 144L31 145V146L29 147ZM22 146H23L24 149L22 148ZM24 146H26V147H24ZM25 148H27L26 150H28V151L30 150L29 153L31 154V156H29V154H27L28 151H26V154H25V152H23L25 150ZM30 148H32V149H30ZM38 148H40V149H38ZM181 148L185 151L187 149V144L181 145ZM33 149H34V152L32 151ZM57 149H59V150H57ZM60 150H61V152H60ZM13 152H14V155H13ZM54 152H52V153H54ZM55 153L53 155L51 154V157H53L54 155H55L54 157H56L57 153L56 154ZM10 154L12 155L13 159L11 158ZM16 154H18V155H16ZM21 154H23L24 157ZM40 154L41 153H39L38 156H40ZM19 155H20V157H18ZM26 156H27V158H26ZM34 156L37 157L36 154ZM5 158H6V160H5ZM22 158L24 160H22ZM9 159H10V162H9ZM18 159H19V161H18ZM53 161H51V162H53ZM44 162H46V161H43V163H42L43 165H44ZM51 162H50V160H48V162L45 163V166L48 167V170H49L50 174L56 172V169L58 168L57 163H55V166L52 167L54 162L53 163H51ZM49 164H50V166H49ZM17 165H19V166H17ZM8 166H9V168H8ZM45 166H43V169L47 170V168H45ZM40 167L41 166L38 167L39 172H40V169H41ZM49 167H50V169H49ZM55 167H56V169L54 171L53 168H55ZM13 168H14V170H13ZM5 172H6L7 177L5 175ZM107 178L110 180L108 182L107 189H109V188H113V189L114 188H118L119 190H121V189H125L126 188V186L124 184L120 183L118 178H114L113 175H110L109 177L107 176ZM1 181H0V184H1V186L3 185V187L0 186V192L2 191V188L5 187L4 184H2ZM186 181H190V180L183 179V180H180V181L174 183L173 184V189L175 191H177V192L182 191V189L184 187L183 184H185ZM109 183H111V184H109ZM112 185H114V186H112ZM78 192H82V191L78 190ZM125 193H129V192L125 191ZM127 197H129V195H127ZM189 203H190V200L184 201V204H185L186 208H188V204ZM179 204L182 205L183 202H179ZM128 206L129 205H127V207ZM185 207H181V208L177 207L175 209L177 211L176 212L173 211L174 214H172V215L173 216L176 215L175 218L181 220L183 218V216H184L183 214H184V210L186 209ZM128 208H127V211H128ZM134 211L135 210L132 209V211H130V213H132ZM163 216L165 217L166 215L164 214V215H162L160 217L163 218ZM1 222L5 223V220H1ZM138 228H135V229L131 230L132 232L130 234H132L134 236L135 235L134 232H138L139 230H141L142 232H145L144 236L143 235H141V236L140 235H138V236L136 235L134 240H136V242L137 241L138 242H137V244L132 246V247H135V248H133V250H132L131 246H127V248L123 251V254L124 253H125V255L127 253L130 254V252L134 253V252H136V250L138 251V253L136 252V255H139L141 253L145 254L147 252L145 250V248H148L147 250H149V248L151 246H154L153 244L155 242L154 243L151 242L152 240L151 241H147V239L148 238H153L155 236V233H156V232L154 233L155 228H153V226L151 227V225H147V226H142L141 225L139 230H138ZM32 230L34 231V229H32ZM32 230L28 231V233L25 232L27 234L26 235L27 237L25 236V233L24 234L20 233L19 235H14V237L17 236L16 240H15V238L13 236H9L10 238L9 237L8 238L10 240H11V237H13V239H14V240L12 239L11 241L9 240V242H8L9 244L8 243H6V244L3 243V240L9 234L7 232H5V230H4L5 233H3L2 230L0 231L1 232L0 235H2L1 239L3 238L2 240L0 239V243L2 242V244H0V264H7L10 261H14V263H17V264H26L27 261H29L30 259L32 260V255H31L30 250L33 251L32 254L36 253L37 251H38L37 253L40 252V250L37 249V248H40L41 246L37 247L36 244L37 243L39 244V242L42 241L45 238H46L45 240H48V242H49V239L46 236L38 235L37 232H36V229H35V232H33ZM30 232L31 233L33 232L32 235L30 234ZM20 235H24V236H20ZM31 237H32V239H33V237H34V239L35 238L36 239L39 238V239L37 241L35 240L36 243H34L33 242L34 240L32 241ZM41 237H44V238H41ZM8 238L6 239V241H8ZM23 238H24V240H23ZM262 238L264 239V234L262 235ZM25 239H26V241H25ZM78 240L81 243L82 240L81 241H80V239H78ZM29 241L31 243L29 245H27V243H29ZM4 242H5V240H4ZM16 242H17L18 245L14 244ZM83 242L84 241H82V243ZM247 243H249V242H247ZM31 244L32 245L34 244V245L31 246ZM238 244L239 243H237V247L240 246V244L239 245ZM74 245H73V243H70L68 245L69 247H67V248L65 247L63 249V246H65V245L57 244L56 246H57V249L59 248L58 250H60V251L62 249L63 250H68L69 254H64L63 256H61L62 253H59L58 256L55 255L56 257L54 256V258H51V260H48L45 257H38V258H36V259H38L37 264H42V263L48 264V262H50V264L51 263H54V264H58L59 263L60 264V263H63V262L64 263L67 262L69 257H71V254H72V252L70 253V251L74 252V250L76 249L75 247H73ZM29 246L31 248H29ZM34 246H36L37 250H34ZM19 247H21V248L18 249ZM25 247L30 249L29 252H28L27 249L26 250H22V248H25ZM71 247H73L72 248L73 250L71 249ZM76 251L77 250H75V252ZM1 252H3V253H1ZM6 252H8V253H6ZM19 252H21V254H19ZM40 253H39V255H41ZM36 255H38V254H36ZM79 257L76 256V258H74L72 260L73 262H70V264L71 263L72 264L75 263L79 259ZM11 259H13V260H11ZM126 261H128V262H126ZM129 262L131 264V260H128V259H122L121 260L120 259L117 264H127V263L129 264ZM251 264H254V263H251Z\"/></svg>", "mask_w": 264, "mask_h": 264}]
</instances>
